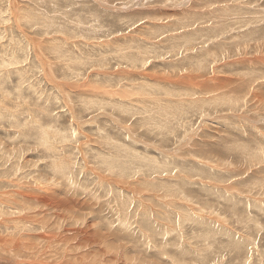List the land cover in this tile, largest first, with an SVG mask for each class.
Segmentation results:
<instances>
[{"label":"rangeland","instance_id":"374dc122","mask_svg":"<svg viewBox=\"0 0 264 264\" xmlns=\"http://www.w3.org/2000/svg\"><path fill=\"white\" fill-rule=\"evenodd\" d=\"M13 1L0 264H264V0Z\"/></svg>","mask_w":264,"mask_h":264},{"label":"bare ground","instance_id":"6f19581e","mask_svg":"<svg viewBox=\"0 0 264 264\" xmlns=\"http://www.w3.org/2000/svg\"><path fill=\"white\" fill-rule=\"evenodd\" d=\"M12 1H13V0H12ZM13 2H14V1H13ZM17 30H18V29H17ZM18 31H19V30H18ZM5 33H6V32H5ZM23 33H24V32H23ZM24 35H25V34H24ZM49 37H50V36H49ZM34 49H35V48H34ZM12 50H13V49H12ZM34 54H35V53H34ZM35 57H37V52H36ZM7 58H8V57H7ZM39 58H40V57H39ZM39 58H38V59H39ZM41 59H42V58H41ZM44 62H45V61H44ZM44 62H43V64H44ZM3 66H4V65H3ZM42 68H43V67H42ZM43 70H44V68H43ZM45 76H46V74H45ZM252 92H253V91H252ZM254 93H255V92H254ZM127 135H128V134H127ZM42 142H43V141H42ZM119 142H120V141H119ZM39 143H41V142H39ZM129 150H130V149H129ZM124 152H125V151H124ZM143 184H144V183H143ZM146 184H147V183H146ZM149 184H150V183H149ZM147 186H148V185H147ZM9 195H10V194H9ZM19 196H20V195H19ZM28 196H29V195H28ZM25 198H26V197H25ZM20 199H21V198H20ZM55 199H56V198H55ZM12 200H13V199H11V202H12ZM8 201H9V200H8ZM1 202H2V201H1ZM14 202L17 203L18 201H14ZM14 202H13V203H14ZM3 204H4V203H3ZM17 204H18V203H17ZM19 205H21V204H19ZM5 206H6V205H5ZM10 206H11V205H9V207H10ZM11 208H12V207H11ZM16 209H17V208H16ZM26 214H27V213H26ZM26 219H27V218H26ZM41 226H42V225H41ZM80 230H81V229H80ZM80 230H79V231H80ZM81 231H82V230H81ZM84 231H85V230H84ZM86 231H87V230H86ZM80 233H81V232H80ZM49 235H50V236H53L54 234H53V235L49 234ZM49 235H47V236L49 237ZM66 235H67V234H66ZM67 236H68V235H67ZM53 237H54V236H53ZM53 237H52V238H53ZM65 237H66V236H65ZM58 238H59V237H58ZM15 239H16V238H15ZM60 239H61V238H60ZM17 241H19V240L17 239ZM15 242H16V241H15ZM13 243H14V242H13ZM162 244H163V243H162ZM42 263H43V262H42ZM125 264H126V263H125Z\"/></svg>","mask_w":264,"mask_h":264}]
</instances>
